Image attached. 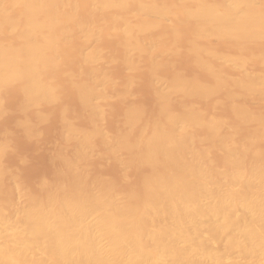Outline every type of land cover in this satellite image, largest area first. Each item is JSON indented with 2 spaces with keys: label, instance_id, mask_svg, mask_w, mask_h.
Instances as JSON below:
<instances>
[{
  "label": "bare ground",
  "instance_id": "6f19581e",
  "mask_svg": "<svg viewBox=\"0 0 264 264\" xmlns=\"http://www.w3.org/2000/svg\"><path fill=\"white\" fill-rule=\"evenodd\" d=\"M258 5H259V0H83V1H81V4H80L79 0H0V89L1 88H2V90L5 89L2 86H5L8 83H9V85H11L10 84L11 82L14 81L16 84L18 81V83H20V84H17V86L19 85L18 89L20 91L18 93H22L21 95H23L26 98L24 100L27 101V103L29 102L30 104L35 105V106L37 104V106H39V107L42 104L41 102H45L46 104H47V102L50 103L49 101H51L54 98V94H55V96L58 94V93H54L55 89H56L55 86L58 87V85L57 84L54 85L53 80L46 81L44 79L47 78V77H45V75H47V76L50 75L49 73H51V71L54 69V65H55V67H56V65H58L57 63L53 64V63H55V62H53L54 61L53 58L55 56L54 54H56V52H58L60 50V48H57L56 46H58V45L61 46V44L58 42H60V40L62 38L64 40L66 38V35H68V32L71 30H72V33H74V31L78 32V35L80 37L78 39V42L81 39L89 40V41L91 40L94 43L97 39L99 41L100 35L101 36L104 35L102 33H104L103 30H105V29H104L103 23H102L103 26H102V24H99V25L97 24V23H99V21L101 19L100 17H102V16L98 17V15L104 11L113 9V10H116L118 13L115 12L116 15L114 14L115 16L113 18H111L110 23L107 22L109 18H106L107 20L104 18L103 19L105 20L104 22H107V23H105V25H107V24L112 25L111 30L108 29V31H112L111 34H114L116 37H118L117 35L121 36L119 38H122L121 39L122 41L119 39L120 43L117 41L118 42L117 44L118 45L121 44L120 46L123 47L122 49L125 50L124 57L121 59H123V61L126 62V65H128L129 62L131 63V60H128V59H130L131 57H134V55L136 57V54H139L137 56H139V58H140V53H145V52L148 55H151V54L154 55L155 54L154 56L158 55L157 54L158 52L159 53L163 52V53H161L163 55L166 53L167 56L170 53L175 52L174 50H177V49H174V48H176V47H173V48L171 47V46H173L172 44H173L174 40L173 41L171 40L172 43H170V46L161 45L162 50H160V46L158 45L160 43V40L157 39L159 41H157L158 44L156 42L157 46H155V47H159L160 51L156 50L157 48L155 49V47H154V45H156V44L153 43L156 40L152 41V39H154V37L158 38L157 37L158 35H155L154 32L155 33H156V31L160 32L158 30L165 27L166 29L171 31L172 37L170 36V38L172 39L173 36H174V38L176 37L175 33H176V30H178V28H176V27L180 24H182V25L187 24L188 26L191 27L192 33L190 35L188 34L190 37L186 36V37H188L186 40V42L188 41L186 48H187V51L188 50L191 51L193 55H194V53L197 55L196 58L194 57V59L197 60V61L194 60L195 63L200 62L199 59H202L201 60L202 62H206L207 60L209 61V59L206 60V59L202 58V57L207 58V56L204 55L201 58L199 56L200 54H209L208 58L212 57V61L211 60H210V62L207 61L205 63L206 67H203L204 66L203 64L201 66H202V68H205V69L207 68V70L204 69L206 72L211 71L209 73L210 75L212 73L211 76H213L214 72L216 73V71H214L215 70L214 68L220 69L221 72H219V73H224L222 71L223 69H221L222 66L223 67L225 66L227 68V70H228L227 65H229V67L231 66L232 69H234V71H236V73L233 71L234 74H236V77L234 76L235 78H232V77L228 76L230 79H227V80L229 82L232 78L234 86H235L234 88L237 89V90H235V93H234V90H232L233 91L232 92L233 99L238 94H241L243 92L245 93L244 95H246V93H247V94H252V95L257 94V95L263 96L264 95V74L262 72L261 73L263 75H261V73L257 74V73H259L257 71H255V73H254V70L250 67V63L253 62L252 60H255L256 62L258 61L259 65L264 66V11H262L258 7ZM81 12H83L82 15H85V16L79 15ZM84 12H85V14H84ZM107 12H106V14H107ZM112 12L113 11H111V13ZM86 13H89V16H91V14H94V13H97V14L99 13L98 15H96L98 18H100V19H98L99 21L97 19H94L96 21V23L93 22L94 20L92 21L93 22L92 23L91 20L89 21V17L87 16L88 14H86ZM113 13H112V15H110L111 17L113 16ZM108 14H109V12H108ZM80 16L82 18L84 17L85 21H86L85 17L87 16L86 18L88 20L86 22L85 21L83 22L82 21L83 19L80 18ZM93 16L94 15H92V17ZM103 17H106V15L105 16L103 15ZM103 19H101V20H103ZM70 25H73L75 30L71 29L73 26L70 27ZM182 30H179V32ZM76 32H75V34H76ZM150 32H152V34ZM146 33L149 34L148 37L151 35L150 38H152L153 35H155V36L151 40H149L148 38H147V40L146 39L143 40V38L145 36L144 37H142V36L145 35ZM75 34H73V35H75ZM105 34H106V31H105ZM164 34H163V36H164ZM107 35L109 36L110 33H108ZM161 35H162V33H161ZM168 35H169V33H168ZM68 37H69V35H68ZM75 38L77 40V37H75ZM178 38H181V36ZM83 40H82V42H83ZM106 40H107V38H106ZM183 40L185 41L184 38L182 39V41ZM64 41H62V42H64ZM65 42H67V41H65ZM78 42H77V44H78ZM112 42L114 43V41H112ZM214 42H216L215 45L219 43L218 47H219V45L223 44V45H227L226 48H228V46H230L229 47L230 51H231V47L232 48L234 47L233 49L236 51L233 50V52H235V53L230 52L231 54L228 51L225 52V50L220 52V50H218V49L216 50V48L213 46ZM69 43L71 44V41H69ZM85 43H86V41H85ZM96 44H97V46L93 47L92 44L89 43V45H91L92 48L90 47L91 49H89V50L84 49L83 54L81 53L82 57H79L80 52H78V54H79L78 57L80 58L79 59L80 61L78 63H80L79 65H81V66L85 65V67L86 66L93 67L94 70H96V71H98L97 68H99V72L100 73L102 72L101 73L102 76L101 75L97 76V73L99 74V72L95 71L94 75H96L97 77H95L92 74V80H91V78H90L91 75L90 76L88 75L89 81H87V87L84 86L86 84V82H84V81H86L85 78H84V80L82 79L83 80L82 83H84V85H82V84H77L79 82H75L76 78L71 77V81L73 79H75L74 82L76 83V84L73 83V84H75V85H73L74 86L73 88L75 90L72 87L71 88H72V90H74L72 92L76 91L77 93L75 92V94H78L77 96H83V99H85L86 97L88 98L91 95L93 97L95 96L96 100L98 99V104L96 103L95 100H93V101H94V103L99 105L100 108H97V110H99L103 107V106H100L99 100L101 98H104L105 94L108 95L106 97H109V95L111 94L110 93L111 90L108 91L109 92L108 94H107V92L104 94L103 91L105 92V88H103L104 89L103 91H101L102 89L100 88V87H103V85H104L103 80L107 76L110 77V74L108 75V72L103 73V70H101L102 67L101 68L98 67V65H97L98 63L96 65L92 66L94 63H96L97 61H99L101 59H102L101 61L104 62V60H106L105 57L108 55V52H109V50L107 52V49H104L107 52V55L105 56L103 49H101L98 46V43H96ZM103 44L104 43H102V45ZM167 44L169 45V42ZM177 44H174V45H177ZM66 45H67V43L64 44L65 48H66ZM82 45L81 46L78 45V46L82 47ZM73 46H75V45H73ZM76 46H75V48H76ZM85 47H86V45H85ZM85 47H83V48H85ZM210 47L213 48V50ZM68 48L70 49V46ZM180 48H178V49H180ZM183 48L185 49V47H183ZM56 49L57 50L59 49V50L57 51ZM73 49H74V47L71 50H73ZM214 50H216V51H214ZM251 50H254V51L249 54V52ZM59 52H61V50ZM62 52H63V50H62ZM180 52H181V50H180ZM184 52L185 51L181 52V54ZM58 54L60 56L61 53H57V55ZM62 54H64V53H62ZM109 54H110V52H109ZM161 54L158 56L162 57ZM175 54L177 55V53H175ZM117 55L119 56L121 54L119 53ZM171 55H173V54H170V58L172 57ZM188 56H190V55H188ZM198 56H199V59H197ZM60 57H57V58H60ZM110 57H113V56H110ZM120 57H122V55ZM135 57L133 59H135ZM149 57H152V56H149ZM145 58H146V56H145ZM154 58L155 57L151 58L152 61L153 60L154 61L152 62V66L149 68H150V70L155 71V68H157V69L160 68L159 65L161 64V61L158 60L157 64H156L155 59H160V58L159 57L155 58V59ZM164 58H165V56H164ZM170 58H168V59H170ZM107 59H109V58H107ZM55 60H57V59H55ZM165 61L167 62V59ZM192 61H193V59H192ZM215 61L218 63L220 62V64L222 62L221 68H219L220 65L215 67L216 64L218 65V63H216ZM125 62H122V63L125 64ZM132 62H133V60H132ZM134 62H135V60H134ZM162 62H164V59ZM104 63H106V61ZM104 63H102V64H104ZM120 63H121V61H120ZM135 63L134 64L131 63L128 65V67L130 66V69L127 68L129 70V73H130L131 69H132L131 71H133L134 66L136 68L138 63L136 65H135ZM140 63H142V62L139 61V64ZM190 63L192 64L191 61H190ZM115 64H117V63H115ZM124 64H122V65L124 66ZM126 65H125V67H127ZM153 65H155L156 67ZM199 65L197 64L195 66L198 67ZM248 65H249L251 70L249 69ZM77 66L78 65H76V67ZM118 66H117V68H118ZM85 67H83V70ZM89 67H87V68L89 69ZM111 67H113V66L111 65ZM120 67H121V65H120ZM140 67H142V66H140ZM144 67L148 68V67H146V65H144ZM164 67H166V65ZM164 67H162V68H164ZM57 68H59V65L57 66ZM77 68H76V71H77ZM145 68L143 70H145ZM90 69H92V68H90ZM176 69H174V70H176ZM208 69L210 71H208ZM55 70H56V68H55ZM69 70L70 69L68 68V71ZM87 70L86 71L84 70L81 72L78 71V74L80 73L81 75H85L86 74L85 72H87ZM94 70H92V72H94ZM118 70H116V71L119 75H120V73H124L121 70H119V71H121L119 73ZM164 70H162L163 73H165ZM167 70H166V73H167ZM220 70H217V72ZM224 70H226V69L224 68ZM170 71H171V73H173L171 68H170ZM170 71H169V73H170ZM212 71H214V72H212ZM66 72H67V70H66ZM66 72H62V73H64L66 75ZM145 72H146V70H145ZM72 73L74 74L73 70H72ZM88 73H90V70H89V72H87V74ZM51 74H53V73H51ZM104 74H106L107 76H104ZM131 74H130V76H131ZM151 74L153 76V78H151V79H154L157 76L154 74V72H152ZM68 75H70V74H68ZM81 75L79 77H81ZM177 75H179V74H177ZM180 75H182V73H180ZM215 75H216V77L214 76V78H217L218 77L217 73ZM224 75H222V78L226 79V77L225 78L223 77ZM51 76H53V75H51ZM66 76H64V77H66ZM88 76H85V77H88ZM103 76H104L103 80H102V78H99V77H103ZM121 76H124V74ZM161 76H164V74H162ZM161 76H159V79H161V78L163 79V77H161ZM43 77H45V78L43 79ZM79 77H77V79H79ZM82 77H84V76H82ZM131 77H133V76H131ZM170 77H171V75L169 77L167 75V79H165V80L169 82V80L174 79L173 82L170 81L168 83L166 81L164 82V79L163 80L161 79L164 82L163 83L161 80L158 79V81H159L158 83L161 85L160 87L164 88L165 85H163V84H166V83H167V85L169 84L168 85L169 87L166 85L168 87V89H166V88H165L166 90L161 89L162 91L159 88H158V90L155 89L156 91H158L157 93L155 91V97L157 95V98H158L157 100H159V98H160V100L163 99V101H164V98L166 99V97L170 94H172V99H173V97H174L173 93L178 94L179 92H182V93L187 92V94H184V97H186V98L188 97V95H189V97H190V95L192 96L195 92L196 93L198 92L197 94L199 97V92H200V97H201L202 96L201 93L203 91H205V93H206V91L207 90L209 91V89H210V91L212 93V89L210 88L211 84L221 86L220 83H225V81H226V80H224V82H222V80H223L222 78H220L221 81H220V79L217 78L219 81L216 79H215V81H214V79H212V81L219 83V84H216L214 82L208 83V81H210V79L208 78V80H206L207 83H204V86H203V82H205V81H202V85H200L201 82H198V81H201V80H199V79L198 80L196 79L197 82H196V80H194L195 82H193V80H192L193 84H195V85H193L192 82L190 83V78L192 79L191 76H190V78L187 77L189 79H187V78L183 79L182 78L183 81L181 78H179L180 76L178 77V76L173 75L174 78L171 77V79H170ZM181 77H183V76H181ZM81 78H80V80H81ZM177 78H179V79H177ZM193 78H196V77H193ZM48 79H52V78H47V80ZM115 79H113V77H110V81H108V82H111V83H109L108 85L109 86L111 84L114 85V81H115V84H118V83H116L117 81ZM176 79H177V81H176ZM80 80H78V81H80ZM130 80H132V78H130L128 81H130ZM145 80L148 81V79H145ZM154 80H152V81H154ZM184 80H185V82H184ZM51 81L53 82V84L51 83ZM71 81H70V84H72ZM90 81H92V82H90ZM106 81H107V79H106ZM155 81L157 82V79ZM155 81L152 84L153 86L156 83ZM66 82L69 83L68 80H66ZM123 82L126 83L125 81H123ZM160 82H162L163 84ZM90 83H92V85ZM120 83H122V82H120ZM124 83H123V85H124ZM197 83H199V84H197ZM130 84H131V82H130ZM130 84L128 82V85H130ZM229 84H230L229 87H231V82ZM9 85H6V86H9ZM88 85H91L93 87L88 88ZM98 85H101V86L98 87ZM155 85H157V83ZM215 85L213 86V88L216 87ZM126 86H127V83H126V85H124L125 90L127 89ZM112 87H115V86H112ZM120 87H122V85ZM155 87H157V86H155ZM155 87H153V89ZM217 87H219V86H217ZM224 87L226 88V86H224ZM232 88H233V84H232ZM110 89H111V86H110ZM217 89H215V90H217ZM16 90H17V88H16ZM127 90L130 91L129 87ZM1 91H0V94L2 93ZM114 91H116V90H114ZM128 91H127V93H128ZM148 91H149V88H148ZM213 91H214V89H213ZM228 91H230V90H228ZM190 92H193V94L192 93L190 94ZM125 93H126V91H125ZM196 93H195V95H196ZM121 95H122V93H121ZM121 95H119V96H121ZM123 95H125V94H123ZM69 96H71V94H69ZM84 96H85V98H84ZM178 96H180V94H178ZM181 96H183V95H181ZM229 96L230 95H228V98H229ZM231 96H230V99L232 98ZM239 96H237V97H239ZM0 97H1V95H0ZM115 97H117V96H115ZM189 97H188V99H189ZM56 98H57V96H56ZM56 98H54V99H56ZM71 98H72V96H71ZM79 98H81V97H79ZM109 98H111V97H109ZM170 98H171V96H170ZM201 98L203 99L204 97H201ZM205 98H207V97H205ZM254 98H256V97H254ZM262 98H264V97H262ZM59 99H60V97H59ZM176 99H178V97ZM188 99H186V100H188ZM247 99H246V101H247ZM20 100H21V98H20ZM69 100H70V98H69ZM89 100H90V98H89ZM155 100H156V98H155ZM167 100L169 101V99H167ZM192 100H194V99L192 98ZM1 101H3V100H1ZM25 101H23V103H25ZM54 101H56V100H53V102ZM74 101H75V103L77 102L76 100H74ZM81 101H82V99H81ZM81 101H80V103H81ZM189 101H188V103L184 102V103L188 104V107L185 106L183 108V112L181 110L180 114H178L179 111H177L178 113L176 112V114L174 113L175 111L172 112L171 110H173V109H171V105L169 103H167V101H166L167 106H165V104H164L165 101L163 102L164 105L163 104L159 105V104H161L162 101L159 103L156 101V103L160 107H162V106L166 107V109L164 108L165 111L162 110L163 107L160 108L161 110H158V111H163L164 115L159 117L160 115H158V113H156L157 114L156 116H158L159 118L158 117L157 118L153 117L155 119L151 118L153 121L151 122V119H150V121H149L150 124L143 126V128L141 127L139 129V126H138V129H139V131H138L139 133H137L138 138H133L136 142H134L132 144H128L130 140L129 141L125 140V142L128 141L126 143L124 141L121 142V140H123V136L124 135L126 136V133L124 134V132L127 130V128H126L127 124L126 123H124L126 125H124L122 123L125 126L126 130L122 132L124 135L120 134V136L122 137V138L120 137L121 140L118 139L119 135L117 136V135H112V134H117L116 132L121 133L120 131L122 129L120 131H116L115 133L113 131V133L111 134L114 137L115 136L118 137V138H116V137L114 138V140L116 139V142L112 141L111 145L114 143L113 146H110L109 141H107V142L103 141V143H105L104 144L105 147L106 146L108 147V145L106 143H109V147H112V149L117 148V150H120V147H121V148H124V150L128 149L127 151L132 152V153L133 152L138 153V151H139L138 148H140V147H142L143 149L145 148V151L142 153L143 155L139 151L141 154V157L139 156V154L135 155L136 157L137 156L140 157L138 159H139V162L142 163V164L140 163L141 165L150 166V163H151V165H155L153 163L155 161H157L158 157H160L159 159L163 160L164 164L166 162L169 165V166H167V168L165 170L162 169L163 171H161V168H160V170H158L159 172H154L150 176H148V174H150L151 172L145 174V176L147 175L148 177L144 178L142 185H140L142 187L140 194H137V195L134 194L133 190H130L131 192L130 191L126 192V190H125L124 193H120V191H115V189H114L115 187H113L110 183H109L110 187L112 186L113 188H110V187L107 188L109 185L107 187H105V184H103L104 182H102V186L98 185L99 186L98 189L96 188V189L92 190V187H91L92 184H90V183H93L94 181L90 182L88 178H87L88 180L86 179V181L89 182V183L87 182L88 185L89 184L91 185V186L89 185L91 187V189H90V191L89 190L87 191L85 189H87L86 187L88 185L87 186L82 185V187L80 185V183L83 184V182H84V184H86L85 181H83V179H82L84 177V175H82L81 173L79 175V172L82 171V168H83V171L86 168L81 166L82 168L80 167V171L77 170L79 168L77 167L78 165H77L76 161L73 162V160L70 159L71 162L69 161V163L66 164L69 167L68 166H66V167L71 168L73 165L72 164V162H73V163H75L74 167L76 165L77 172L76 173L71 172L68 174H71V175L78 174L76 176L77 177L80 176L81 182H80V179H79V182L75 181L77 179L73 175L74 176L73 178L75 180L73 179L74 181H72V183H74V182L79 183L80 186H75V183H74L75 187L71 189V187H73V186L70 187L71 184L68 183L69 180L71 182L70 175L68 176L67 174H65V172H63L64 173L63 174L60 171L61 172L59 175L60 178H58V177L56 178L60 181L55 180L56 181L55 183L57 184V186H60L59 184L62 181L61 179L62 178H63V180L66 179L65 182L62 181L65 183V185L62 184V186L64 185V186H66V188H69L71 190L68 189L65 191L64 189H62L64 191L55 192V189L58 190L59 188L54 184L55 178L53 177L54 179H53V181H51L53 183H50V184L48 183V186L51 187V189L54 193L51 191H48V190H44L43 192L48 191V193L47 192H46L47 194L44 193V194H46V196H44L42 194L44 196V198H43V196H39V197H42L43 199L42 198L36 199L37 198L36 195L33 196L34 198L30 195L29 198H27L30 201L29 202L27 200V202H29V204H27V202L26 203L24 202L25 205L22 207L20 206V208L18 207L19 205L16 206V204H15L17 200H13V198H12V200H11V198L8 199V202H6V203H9L10 202L9 200L15 202V203L14 202L9 203L10 208L12 209L11 206L14 205L13 207L16 206L17 209L14 208L13 210H9V208L7 209V206H6V209H5V207L4 208L0 207V264H200V263L202 264L203 260H206L207 263H209L208 261H210V264H243L244 262L246 264H264V160L261 161L262 158L264 157L263 156L264 153L262 152L263 154H261V155L263 157L261 158V160L259 159L260 161H258V162L252 161L251 162V159H250V161H249L250 163H247V160L249 158H248L247 154H246L247 156L245 155L246 152L243 153L238 148L235 149L234 147H232L233 145L230 146V145L226 144L228 142L225 143V141L223 140V137L219 136L218 133L220 132V129L223 126H225L227 123L225 124V122L222 121L223 119L222 120H216V119L213 120L212 118L210 119L209 116L211 117V115L208 116L209 119L207 117H206V119L204 118L205 120L202 119V117H204L205 113H204V115H200V114H202V112H200V114L199 113L198 114L202 117L198 116L197 112L194 113V111H198V110L192 111L191 110L192 106L189 107ZM243 101H245V100H243ZM179 102H180V100H179ZM192 102L193 101H191V103ZM232 102H234V101H232ZM238 102H242V100L238 101ZM238 102H237V104H240ZM39 103H40V105H39ZM62 103H64V102H62ZM62 103H58V104L61 105ZM85 103H89V102L84 101V104ZM101 103H103V102H101ZM22 104L20 106V110L23 106H25V104H23V105ZM30 104H29V107H30ZM104 104L105 103H103L102 105H104ZM168 104L170 107L168 106ZM181 104H182V102H181ZM76 106H77V104H76ZM90 106H91V108L97 107V106H93V104H91ZM90 106L86 105L87 109ZM131 106H133V105L131 104ZM177 106H178V104H177ZM193 106H195V105H193ZM244 106H246V105H244ZM244 106H242V107H244ZM0 107H1V105H0ZM29 107L27 105V108H29ZM57 107H59V106H57ZM83 107L86 108L85 106H83ZM128 107H127V109H128ZM167 107H169L171 112L169 111V109ZM174 107H175L174 109L178 108V107H176V105ZM233 107H234V104H233ZM246 107H244V108H246ZM248 107H250V106H248ZM239 108H241V107H239ZM255 108H252V109H255ZM64 109L65 108L63 107L62 110H64ZM81 109H83V108L81 107ZM136 109L138 111H135ZM136 109H134V108L128 109L129 111L127 112V115H126V119L130 122L133 121L131 123L133 125H134V123H136L133 120L135 118L134 116H135L136 112H138V113L140 112L138 105H137ZM192 109H196V108L193 107ZM246 109L248 112L249 109L248 108H246ZM3 110L4 109H2V111ZM59 110H60V108H59ZM71 110H73V109H71ZM94 110L90 109L89 113L90 112L93 113ZM239 110H242V108ZM2 111L0 113L3 114ZM103 111L104 110H102L101 113H104ZM257 111L255 113V111L253 112V110H251L252 113L251 112L250 113L252 115H253V113H255V118H256L258 116V115H256V114H258ZM260 111H262V110H260ZM59 112H61V110ZM165 112H167V113L165 114ZM73 113H75V111ZM169 113H171V114H169ZM172 113H174V114H172ZM65 114H67V113H65ZM236 114L238 115L237 117L239 118V112L238 111H236ZM236 114H234V115H236ZM249 114L244 112L243 113L244 116L243 115L242 116L245 117L246 120H250ZM259 114H261V113H259ZM95 115L97 116L96 112H95ZM95 115H93V116H95ZM58 116H60V114ZM63 116H64V114H63ZM67 116H70V115H66V117ZM71 116H70V119L73 120L72 119L73 117L71 118ZM88 116H89V114H88ZM137 116H138V114H137ZM205 116H207V114ZM216 117H218V116H215V118ZM39 118H40V116H39ZM61 118H63V117H61ZM137 118H139V117H136L135 119H137ZM218 118H220V117H218ZM68 119H69V117H68ZM70 119L68 121H70ZM96 119H98V117ZM55 120H57V119H55ZM59 120H62V119H59ZM65 120L66 119H63V123ZM253 120H254V118H253ZM261 120L262 119H260V121ZM94 121H92V122H94ZM99 121H97V122L95 121V124H93V126H95V127H93V128H96L99 125V124H96ZM101 121H103V120H101ZM136 121L138 122V120H136ZM24 122L28 123L26 121H24ZM59 122H57V123H59ZM145 123H147V122L145 121ZM244 123H245V121H244ZM262 123H264V120H262ZM65 124H66V122H65ZM77 124H75V125H77ZM100 124H102V123H100ZM198 124H199V126L201 125L206 130H209L213 133L214 139H215L219 149L224 153V159H225L224 163L226 165V169L220 170L218 168L219 170H217V169L214 170L215 167L213 169L211 167H209V165H210L209 163L211 161H208L209 162L208 163L209 165H208L204 159V158H207L208 156L204 157L206 155L202 154L201 150H198L194 146V143H195L194 136L195 135L193 134L194 131L191 132V129L195 125L197 126ZM251 124H252V121H251ZM253 124H254V122H253ZM25 125L22 126V128L25 127ZM28 125H29V123H28ZM60 125H62V124H60ZM66 125L71 127L72 124L70 125L69 122H67ZM128 125H129V122H128ZM254 125L256 128L257 124H254ZM14 126H16V124ZM19 126L20 125L17 124V127H19ZM130 126H129V131H130V129H132V127L130 128ZM201 126H200V130H201ZM247 126H249V125H247ZM86 127L89 129L90 126L88 127L86 125ZM99 127L100 126H98L97 128H99ZM101 127H102V125H101ZM121 127H123V126H121ZM13 128H15V127H13ZM30 128H32V127H30ZM64 128H65L64 129L65 131H67L66 129H69L68 131L75 129V127L73 129L72 128H66V127H64ZM93 128L91 130L92 132H94ZM103 128H101V132L103 131ZM252 128H254V127H252ZM25 129H27V128H25ZM234 129H236V131H237L238 128H234ZM259 129H260V126H259L258 130ZM36 130L37 129H35V131ZM251 130H248L249 131L248 133H250ZM30 131H32V130L30 129ZM74 131L72 134L75 133ZM88 131H90V130H87L85 132L83 130L84 133H88ZM27 132H28V130H27ZM107 132H105V133L103 132V133L107 134ZM222 132H224V131H222ZM229 132H230V130H229ZM253 132H255V131H253ZM260 132H258L259 135H260ZM68 133H70V132H68ZM84 133H83V135H84ZM95 133H97L96 130H95ZM98 133H99V130H98ZM128 133H127V135H129V134L132 135V133H129V134ZM263 133H264V131H263ZM27 134H29V132ZM70 134H67V133L64 134L63 133L62 135H70ZM80 134L82 135V132ZM80 134L77 135V137L78 136H79V138L83 137ZM191 134L194 136L192 137ZM237 134L238 133H236V135ZM86 135H89V134H86ZM91 135L94 136L95 134L92 133ZM98 135L96 134V136H98ZM244 135L245 134H243V137H244ZM252 135H253L254 139L257 136L258 137L262 136V135L256 136V133L255 134L252 133ZM252 135L250 136L251 137L250 140L252 139ZM54 136H55V134H54ZM75 136L73 135L74 138H76ZM125 136H124V138L126 139V137H128V136H126V137ZM222 136H223V134H222ZM69 137H72V135H70ZM84 137H85V135H84ZM62 138H65V137L62 136ZM98 138H100V137H98ZM110 138L108 139V137H107L106 139H108L110 141L113 140ZM198 138H200V137H198ZM262 138L264 140V136ZM87 139L89 141H87ZM87 139H85V143L87 142V144L84 143L85 146H83V145L82 146L86 150L87 149L86 145L90 144L91 147L89 148V150H92V147H94V146H92V143H93L92 140L94 138L91 141H90V137ZM106 139H105V141H106ZM214 139L211 141H214ZM244 139H243V141H244ZM72 140H74V139L72 138ZM99 140H101V139H99ZM206 140L207 139H205V142H206ZM33 141H29V142L31 143ZM37 141H39V140H37ZM77 141H79V140H77ZM95 141L97 142V140H95ZM198 141H200V140H198ZM255 141H257V138L255 139ZM255 141L253 143H255ZM63 142H64V140H63ZM249 142H251V141H249ZM0 143L3 144L5 142H0ZM64 143H66V142H64ZM101 143H102V141H101ZM209 143H210V141L208 142V145H210ZM213 143L214 142H212V146L214 145ZM246 143H248V141L243 143V145H245ZM95 144H97V143H95ZM203 144H204V142H203ZM5 145H7V144H5ZM5 145L4 144L0 145V158L2 157L1 155L3 154L2 150L4 152L3 148L5 147ZM237 145L239 146L240 144H237ZM243 145H241V147H243ZM252 145H254V144H252ZM1 146H3V148ZM73 146H74V144H73ZM80 146L77 145L76 147L80 148ZM196 146H198V145H196ZM207 146H205V148ZM246 146H247V144H246ZM99 147H102V146L99 145ZM118 147H119V149H118ZM241 147H239V148H241ZM134 148H137L138 150L136 149L137 150L136 152L132 151L131 149H134ZM129 149L131 151H129ZM245 149L246 148H244L243 150H245ZM206 150H208V149H206ZM87 151H88V149H87ZM121 151H122V149H121ZM128 152H127V154H128ZM222 152H220V153H222ZM250 152H251V149H250ZM250 152H249V154H250ZM124 153H126V152H124ZM124 153L122 155L125 156L126 154H124ZM89 154L91 155L92 153L89 152ZM133 155L134 154H132V158L135 161V156L133 157ZM251 155H253V153ZM245 156H246V159L248 158L247 160L244 159ZM257 156L259 157V155H257ZM138 159H136L137 162H138ZM256 159H257V157H256ZM122 160L124 162L123 158H122ZM244 160H246V162ZM119 161H121V159ZM126 161H129V160L127 159ZM132 161L133 160L131 159V161L126 162V164H128V163L131 164ZM134 161L132 162V165H133V163H134V165H137V164H135L137 162L136 161L134 162ZM123 162L120 164L122 165ZM148 163H149V165H148ZM1 164H0V166H2ZM140 164H139V166H141ZM160 164H161V161H160ZM52 165L53 164H51L50 166L52 167ZM7 166H9V165H7ZM123 166H124V164L122 165V167ZM157 166H159V165H156L155 169L157 168ZM222 166H224V165H222ZM125 167H123L124 170L127 168V167L126 168ZM128 167H130V166H128ZM163 167H166V166L162 165V168ZM2 168L5 169L6 167H2ZM119 168H120V166H119ZM10 169H6V170H10ZM63 169H65V168H63ZM72 169L74 170V171L73 170L72 171L75 172V169L73 167H72ZM150 169H152L151 171H153L154 167L153 168L151 167ZM157 169H159V167ZM66 170H68V169H66ZM0 171H2L1 167H0ZM70 171L71 170H68V172H70ZM155 171H157V170H155ZM3 172H1L2 176H4ZM7 172H5V173H7ZM87 172H86V170L84 171L85 174H87ZM56 173H57V171H56ZM62 174H63V176L61 177ZM56 176H58V175L56 174ZM64 176L68 177V179L64 178ZM81 176H83V177H81ZM86 176H88V175H86ZM69 177H70V179H69ZM89 177H91V176H89ZM11 178H12V176H11ZM0 180H2V179L0 178ZM11 180L13 181V182L11 181V184L19 186V187H17L18 190L16 189L15 192L18 191L16 193L19 194L18 196L20 197L22 194V192L19 189V188H21V185L14 179V177ZM101 180H104V178H102ZM14 181H15V183H14ZM45 181H46V179H45ZM49 181H50V179H49ZM66 181L69 184V186L66 184ZM107 181L108 180H105V183ZM57 182H60V183H57ZM132 182H134V181H132ZM94 183H96V181ZM97 183H96V186L95 185L93 186V188L97 187ZM53 184L56 186V188H52ZM98 184H101V183L99 182ZM107 184L108 183H106V185ZM14 185H11V187L13 186L12 188H15ZM9 186H10V184H9ZM133 186H135V185H133ZM47 187H45V188L48 189ZM128 188H129V186H128ZM128 188H126V189H128ZM113 189H114V192H117L118 194L114 193ZM0 191H1V189H0ZM23 191L26 192L24 189H23ZM24 192L22 195L28 197L29 191L26 192L25 194H24ZM35 193H37L39 195L41 194V192L38 193V191ZM35 193H33V194H35ZM17 194H16V196H17ZM1 195H3L2 191H1ZM15 198H17V197H15ZM20 198H19V200L21 202L22 201L21 199L23 198V196L21 199ZM0 199L3 201L6 198L2 199L0 197ZM23 201H25V200H23ZM23 201L21 202L22 204H23ZM3 202L2 203L0 202V203L3 204ZM21 203H19V204H21ZM17 204H18V202H17ZM4 205H5V202H4ZM233 252H236V253H238V255H241L242 256L241 258L244 257L245 261L243 258V259H241L242 261H240V263H239L238 261L240 259L237 260L238 258L233 257V256H235L234 254L231 255V253H233ZM206 262L203 261L204 264H206Z\"/></svg>",
  "mask_w": 264,
  "mask_h": 264
},
{
  "label": "rangeland",
  "instance_id": "374dc122",
  "mask_svg": "<svg viewBox=\"0 0 264 264\" xmlns=\"http://www.w3.org/2000/svg\"><path fill=\"white\" fill-rule=\"evenodd\" d=\"M81 1H83V0H79V2H80V4H81ZM109 12V14H108V12ZM107 11H104V12H102V13H94V14H91V16H89V13H86V14H88L87 16L89 17V21L91 20V22L94 20V19H106V18H109L108 19V21L107 22H109L110 23V20H111V18H113L115 15H116V13H118L116 10H107ZM111 11H113L112 13H113V16L111 17L110 15H112V13H111ZM106 12H107V14H106ZM116 12V13H115ZM82 13L83 12H81L79 15H81V16H85V15H82ZM105 13V14H104ZM84 14H85V12H84ZM102 14V15H101ZM115 14V15H114ZM92 15H94L93 17H92ZM96 15H98V17H100V16H102V17H100V18H98ZM103 15L105 16L106 15V17H103ZM80 16V18H82ZM86 16V17H87ZM110 16V17H109ZM85 17V19H86V21L88 20L87 18ZM93 19H92V18ZM95 17V18H94ZM91 18V19H90ZM83 19V20H82ZM81 20L84 22L85 20H84V17L82 18ZM100 19V21H99V23H97L98 25L99 24H104V29L105 30H103L104 31V33H102V34H104V35H100V38H99V41H98V39L95 41V43L94 42H92L91 40V42L89 41V40H83V39H81L79 42H78V39L80 38L79 37V35H78V32H76V31H74V33H72V30L71 31H69L68 32V35H69V37H68V35H66V38L64 39L65 41H67V42H65L64 40H63V38L60 40V42H58V43H60L61 44V46L60 45H58V46H56L57 48H60V50H61V52H59L57 49V51L58 52H56V54H54L55 56H54V58H53V62H55V63H53V64H58L59 65V68H57V66L58 65H56V67H55V65H54V69L51 71V73H53V74H51V73H49L50 75H45V77H47V78H52V79H48L47 80V78H45V77H43V79L44 80H46V81H50V80H53V82H54V85L55 84H57L58 85V87L57 86H55L56 87V89H55V92L54 93H58L56 96H57V98H56V96H55V94H54V98H56V99H52L51 101H49L50 103H48L47 102V104L45 103V102H41L42 104L40 105V103H39V105H40V107L39 106H37V104H36V106L35 105H32V104H30L29 102V104H30V107H29V104L27 103V101H25L24 99H26L23 95H21L22 93H18V92H20L19 91V85L17 86V84H20V83H18V81H17V83L15 84V82L13 83V82H11L10 84L11 85H9V83L8 84H6V85H9V86H2V87H4L5 89H3L2 90V88L0 89V91L2 92L0 95H1V97H0V99L1 100H3V101H1L0 100V105H1V107H0V112L2 111V109H4L2 112H3V114L2 113H0V116H4L5 117V119L7 120V123H8V127L10 128V130H11V132L13 133V135H11V136H8V137H0V142H5V143H3L4 145L5 144H7V145H5V147L3 148V146H1L3 149H4V152H3V150H2V157L0 158L1 160H0V162L2 163H0L2 166H0L1 167V169H2V171H0V178L2 179V180H0V189H1V191H2V194L3 195H1V191H0V197L2 198V199H5V200H3L4 202H5V205H4V202L0 199V202L2 203L3 202V204H1L0 203V207H5V209H6V206H7V209L9 208V210H13L14 208H16L17 209V205H19L18 207L20 208V206L22 207V206H24L25 205V203L27 202V200L29 201V199H27V198H29V196L31 195L32 197L34 196V195H36V199H41L42 197H39V196H46V194L48 193V191H51V192H53L52 191V189H51V187L50 186H48V183L50 184V183H53V182H51V181H53V179H54V184L57 186V184L55 183L56 181L55 180H57V181H60V180H58V179H56L57 177L58 178H60V173L62 172H65V174H67L68 176L70 175V177H71V182H70V180L68 181V183L69 184H71L70 185V187L71 186H73V187H71V189L72 188H74L75 186H80L81 185V187H82V185H85V186H87L88 185V181H86V179L88 178L89 179V181L90 182H92V181H96V183L98 182H100L101 184H98L97 183V187H95V188H93V186L95 185L96 186V183H90V184H92V190H94V189H98V185H101L102 186V182H104L103 184H105V187H107L108 185V187L107 188H109L110 187V184L113 186V187H115L114 189H115V191H120V193H124L125 192V190H126V192H128V191H130V190H133V193L134 194H140V192H141V189H142V187L140 186V185H142V182L144 181L143 179L144 178H146V177H148V176H150L151 174H153L154 172H159L158 170H160V168H161V171H163L162 169H166L167 168V166H169L166 162H165V164L163 163V160L162 159H159L160 157H158V159H157V161L159 162H157V161H155L153 164H155V165H151V163H150V166H146V165H141L142 163L141 162H139V159L138 158H140L141 157V154L145 151V148L143 149L142 147H140V148H138L139 149V151L141 152V154H140V152L138 151V153H132V152H128L127 150L128 149H125L124 150V148H121L120 147V150H117V148L116 149H112V147H109V143H106L107 145H108V147L106 146L105 147V143H103V141L104 142H107V141H109L110 142V146H113L114 145V143L111 145V143H112V141H115L116 142V139L114 140V138L116 137V138H118L117 136L119 135V138L118 139H120L121 140V136H120V134L122 135L123 133V131H125L126 130V128H127V130L124 132V134L126 133V136H128V137H126L124 134V136L126 137V139L124 138V136H123V140H121V142L122 141H124L125 142V140H130L129 141V143L128 144H132V143H134V142H136L133 138H138L137 137V133H139L138 131H139V129L142 127L143 128V126H145V125H149L150 124V120H147L146 122L147 123H145V121L144 120H140V116H139V113L138 112H136V114H135V118L136 117H139V118H137V119H133L136 123H134V125L133 124H131L133 121H128L126 118H125V120H124V122H122L123 124L124 123H126V124H124V125H126V128H125V126L119 121V118H120V116L122 115V114H124V109H125V107H128L129 105V107H128V109H132V108H134V109H136V107H137V104H135L133 101L134 100H138L139 99V97L141 96V95H144V94H146V93H148L149 91H148V88H149V90H150V86H151V92H152V101H150V102H155L156 103V101L159 103V102H161V104H159V105H162L163 104V102L165 101V106H167V103H169V101L167 100V99H169V100H171L172 101V103H169L170 105H171V109H173V110H171L172 112L173 111H175L174 113L176 114V112L177 111H179V113L178 114H180L181 113V110H182V112H183V108L185 107V106H187L188 107V101H189V107L190 106H192L191 107V110L192 111H194V110H198V111H194V113H196L197 112V114L199 113L200 114V112H202V114H200V115H204V113H205V115L207 114V116H205L204 115V117H202V116H200L199 114H198V116H200V117H202V119H206V117L208 118V116L209 115H211V117L209 116V118L211 119H213V120H222V121H224L225 122V126H223L221 129H220V132L218 133L219 134V136H221V137H223V140L225 141V143L226 142H228V143H226V144H228V145H230V146H232V147H234L235 149L236 148H238L241 152H243V153H245V155L247 154L248 155V160L246 159V156H245V158L244 159H246L247 160V163H250L249 161H250V159H251V162L253 161V162H258V161H260L261 160V158L264 156H262L261 154H263L264 153V140H263V136H264V133H263V125H264V123H262V120H264V98H262V97H264V95L262 96V95H257V94H247L246 93V95H244L245 93L243 92V93H241V94H238L237 96H239V97H235L234 99H233V95H232V90H234V93H235V90H237L236 88H234L235 86H234V83H233V80H232V78H235L236 77V74H234V72L236 73V71H234V69H232V67L230 66L229 67V65H227L228 66V70H227V68L224 66H222L221 64H222V62H221V64H220V62L218 63V62H216V63H218V65L216 64H214L215 65V67H217V66H219L220 65V67L219 68H221V66H222V68L221 69H223L222 71L224 72V73H219V72H221V70L220 69H218V68H214L215 70L214 71H216V73H217V78L218 79H220V78H222V75H224L223 77L225 78L226 77V79H223L222 80V82H224V80H226L225 81V83H220L221 84V86L220 85H215V84H211V86H210V88L212 89V93H211V91H210V89H209V91L207 90L206 91V93H205V91H203L202 93H201V97H204L203 99L200 97V92H199V97L201 98H199L198 97V92L196 93V95H195V93L193 94V92H190V94L192 93L193 95L191 96L190 95V97H189V95H188V97H189V99H188V97L186 98V97H184V94H187V92L185 93H182V92H179L178 94H180V96H178V94L177 93H173L174 94V97H173V99H172V94H170V95H168L167 97H166V99L164 98V101H163V99H161L160 100V98H159V100H157L158 98H157V95H156V97H155V89H157L158 90V88L161 90H163V89H168V85H167V83L166 84H163L166 80L165 79H167V75H168V77L171 75V77H173V75H175V76H180L179 78H183V79H185V78H187V77H189L190 78V76L192 77V79L190 78V83L192 82V80H193V82H195L194 80H201V81H198V82H201L200 83V85H202V81H205V82H203V86H204V83H207L206 82V80H208V78L210 79V81H208V83H213L214 81H215V79L216 80H218L217 78H214V76L216 77V73L214 72V71H212V72H214L213 73V76H211L212 75V73H211V75L209 74L211 71L208 69V71H210V72H206L205 70H207V68L205 69V68H202V64L204 65L203 67H206L205 66V63L208 61L207 59H209V61L208 62H210V60L212 61V57L210 58H208V56H209V54H198L199 56H200V58L202 57V56H207V58H205V57H202L203 59H206L207 61L206 62H202L201 60L202 59H199V56H198V58L197 59H199V61L200 62H196L195 63V61H197L196 59H194V57L196 58V54L194 53V55L192 54V52L191 51H187V48H186V45H187V42H186V40H187V38L188 37H186V36H189L192 32H191V27L190 26H188L187 24H180V25H178L176 28H178V30H176V33H175V35H176V37L174 38V36H173V38L171 39L170 38V36L172 37V34H171V31H169L168 29H166L165 27L164 28H161V29H159L158 31H160L161 33H162V35H161V33L160 32H157L156 31V33L154 32V34L155 35H158L157 37L158 38H156V37H154L155 35H153V37H154V39H152V38H150L151 37V35L148 37V33H146L145 35H143L142 37H144L143 38V40H147V38L149 39V40H151L152 39V41H154V40H156V41H154L153 43L154 44H156V42L157 41H159L160 40V43L158 44V42H157V44L160 46V50H162V48H161V45H164V46H170V43H172V41L174 40V42H173V46H171L172 48L173 47H176V48H174V49H177V50H174L175 52H173V53H170V54H173V55H171L172 57V59L170 58V54L167 56V54L165 55H163V54H161V53H163V52H158L157 54L158 55H160L161 54V56L162 57H160V56H158V55H156V56H154V55H148V54H146V52L145 53H140V58H139V56H137V55H139V54H136V57H135V55H134V57H135V59H133L134 57H131L130 59H128V60H131V63L132 64H134L135 62V65L137 64V66H136V68H135V66H134V69H133V71H131L130 70V73H129V70L127 69V68H129L130 69V66L128 67V65L129 64H131L130 62L128 63V65H126V62L125 61H123V59H121V58H123L124 57V54H125V50L124 49H122L123 47H121L120 45L121 44H117L118 42H119V39L121 40L122 38H119V37H121L120 35H117L118 37H116L114 34H111V32L112 31H108V29H110L111 30V28H112V25L111 24H107V25H105V23H107V22H104L105 20L103 19V20H101ZM107 20V19H106ZM85 21V22H86ZM88 21V22H89ZM97 21V22H98ZM102 21V22H101ZM94 23H96V21L94 20L93 21ZM92 22V23H93ZM103 24H102V26H103ZM109 25V26H108ZM73 25H70V27H72ZM184 27V28H183ZM71 29H74L75 30V28H74V26L71 28ZM183 29V30H182ZM179 30H182V31H180L179 32ZM102 31V32H103ZM105 31H106V34H105ZM108 31V32H107ZM164 31V32H163ZM169 31V32H168ZM178 31V32H177ZM75 32H76V34H75ZM188 32V33H187ZM72 33V34H71ZM108 33H110V35L108 36L107 34ZM151 34H152V32H150ZM165 33V34H164ZM168 33H169V35H168ZM73 34H75V35H73ZM160 34V35H159ZM163 34H164V36H163ZM167 34V35H166ZM182 34V35H181ZM189 34V35H188ZM71 35V36H70ZM114 35V36H113ZM112 38H111V37ZM147 36V37H146ZM181 36V38H178V37H180ZM184 36V37H183ZM68 37V38H67ZM74 37V38H73ZM75 37H77V40H76V38ZM141 37V38H142ZM165 37V38H164ZM190 37V36H189ZM106 38H107V40H106ZM114 38V39H113ZM162 38V39H161ZM185 39V41L183 40L182 41V39ZM116 39V40H115ZM157 39H159V40H157ZM180 39V40H179ZM74 42H73V41ZM82 40H83V42H82ZM164 40V41H163ZM167 40V41H166ZM172 40V41H171ZM62 41H64L65 43H67V45H66V48H65V46H64V42H62ZM69 41H71V44L69 43ZM85 41H86V43L88 44H86L85 43ZM112 41H114V43L112 42ZM118 41V42H117ZM122 41V40H121ZM177 41V42H176ZM77 42H78V44H77ZM169 42V45L167 44ZM180 42V43H179ZM184 42V43H183ZM186 42V43H185ZM64 43V44H63ZM83 45H82V44ZM89 43L90 44H92V46L94 47V46H97V44L96 43H98V46L101 48V49H103V52L105 53L104 55L106 56L107 55V52H108V50H109V52H110V54H109V52H108V55L105 57L104 55V57H105V59L106 60H104V62L106 61V63H104V62H102L101 60H99V61H97L96 63H94L92 66H94V65H96L97 63V65H98V67H102L101 68V70H103V73H106V72H108V75L110 74V77H113V79H115L116 77V83H118V84H115V81H114V85L113 84H111L110 86H111V89H110V86L108 85L109 83H111V82H108V81H110V77H108L106 74H104V76H107L104 80H103V78H104V76L103 77H99V78H102V80H103V83H104V85L106 86H104L103 85V87H100L101 89V91H103L104 89L103 88H105V92L103 91V93L105 94L106 92H107V94L109 93L108 91H110V95H109V97H111V98H109V97H106V96H108V95H106L105 94V97L104 98H101L100 100H99V103H100V106H103L101 109H99V110H97V108H100L99 107V105H97L98 104V99L96 100V98H95V96L93 97L92 95L91 96H89L88 98L86 97L85 98V96H84V98L85 99H83V96H77L78 94H75V92H72V91H74L75 89L73 88L74 86L73 85H75L76 83L75 82H79V83H77V84H82V85H84V83H82L83 82V80H84V78H85V80L86 81H84V82H86V84L84 85V86H86L87 87V81H89L88 79H89V76L91 75V80H92V74L94 75V73H95V71L96 70H94V68L93 67H89V66H86L85 67V65H83V66H81V65H79L80 63H78L80 60V58L79 57H82V54H83V50L85 49V50H89V49H91L92 48V46L91 45H89ZM102 43H104L103 45H102ZM116 43V44H115ZM120 43V42H119ZM178 43V44H177ZM215 43L216 42H214L213 43V46L216 48V50L218 49V50H220V52H222L223 50H225V52L226 51H228L229 53L231 52V53H235V52H233V48L231 47V51H230V46H228V48H226L227 47V45H223V44H221V45H219V47H218V44H216L215 45ZM63 44V45H62ZM82 45V47H79V46H81ZM106 44V45H105ZM157 44L156 45H154V47L155 46H157ZM174 44H177V45H174ZM181 44V45H180ZM73 45H77L76 46V48H75V46H73ZM79 45V46H78ZM85 45H86V47H85ZM180 45V46H179ZM212 45V44H211ZM210 45V46H211ZM70 46V49L68 48ZM88 46V47H87ZM163 46V47H164ZM212 46V47H213ZM225 46V47H224ZM74 47V51L73 50H71L72 48ZM83 47H85V48H83ZM91 47V48H90ZM121 47V48H120ZM181 47V48H180ZM183 47H185V49L183 48ZM78 48V49H77ZM81 48V49H80ZM120 48V49H119ZM157 48V49H156ZM165 48V47H164ZM178 48H180V49H178ZM183 48V49H182ZM211 48V47H210ZM214 48V49H215ZM69 51H68V50ZM104 49H107V52H106V50H104ZM111 49V50H110ZM155 49L156 50H159V47H155ZM212 50H213V48H211ZM62 50H63V52H62ZM159 50V51H160ZM180 50H181V52H183V51H185L184 53H182L181 54V52H180ZM216 50H214V51H216ZM234 51H236V50H234ZM254 50H251L250 52H249V54L251 53V52H253ZM78 52H80V55L78 54ZM179 52V53H178ZM191 52V53H190ZM57 53H61L60 54V56H59V54L57 55ZM62 53H64V54H62ZM82 53V54H81ZM121 54L122 55V57H120L121 55H117V54ZM175 53H177V55L175 54ZM230 53V54H231ZM150 54V53H149ZM190 55V56H188V55ZM63 55V56H62ZM78 55H79V57H78ZM144 55V56H143ZM60 57V58H57V57ZM69 56V57H68ZM110 56H113V57H110ZM118 58H117V57ZM145 56H146V58H145ZM149 56H152V57H149ZM160 58V59H155V58H158V57ZM164 56H165V58H164ZM211 56V55H210ZM56 57V58H55ZM116 57V58H115ZM142 57V58H141ZM153 57H155L154 59H155V61H156V64H157V61L159 60V61H161V64L159 65V67L160 68H155L156 66V64L155 65H153V66H155L154 68H155V71L154 70H150V68L149 67H151L152 66V62L154 61H152V59L151 58H153ZM174 57V58H173ZM62 58V59H61ZM107 58H109V59H107ZM114 58V59H113ZM139 58V59H138ZM150 58V59H149ZM162 58V59H161ZM168 58H170V59H168ZM55 59H59L58 61L57 60H55ZM75 59V60H74ZM163 59H164V62H162L163 61ZM167 59V62L165 61ZM192 59H193V61H192ZM109 60V61H108ZM111 60V61H110ZM114 62H113V61ZM118 62H117V61ZM132 60H133V62H134V60H135V62L133 63L132 62ZM150 60V61H149ZM195 60V61H194ZM62 61V62H61ZM120 61H121V63L122 62H125V64L124 63H122V64H124V66L120 63ZM139 61H141L142 63H140L139 64ZM146 61V62H145ZM190 61L192 62V64L190 63ZM253 62H251L250 63V67L254 70V73H255V71H257V72H259V73H257V74H260L261 72L264 74V66H261V65H259L258 64V61L256 62L255 60H252ZM61 62V63H60ZM74 62V63H73ZM111 62V63H110ZM149 62V63H148ZM102 63H104V64H102ZM113 63V64H112ZM115 63H117V64H115ZM120 63V64H119ZM151 63V64H150ZM160 63V62H159ZM254 63V64H253ZM150 64V65H149ZM165 64L166 65V67H164L163 65ZM171 64V65H170ZM199 65L198 67L197 66H195V65ZM76 65H78L77 67L79 68L80 66L82 67H80L79 69L76 67ZM111 65L113 66V67H111ZM119 65V66H118ZM120 65H121V67H120ZM125 65L127 66V67H125ZM144 65H146V67H148V68H145L144 67ZM168 65V66H167ZM170 65V66H169ZM175 65V66H174ZM224 65V64H223ZM254 67H253V66ZM74 66V67H73ZM107 68H106V67ZM117 66H118V68H117ZM140 66H142V67H140ZM158 66V65H157ZM164 67V68H162V67ZM193 66V67H192ZM201 66V67H200ZM83 67H85L84 68V70L86 71L88 68L87 67H89V69L87 70V72H89V70H90V73H88L87 74V72H83L85 75H81L80 73V75H81V77L82 76H84V77H79L80 75L78 74V71L79 72H81V71H84L83 70ZM97 67V66H96ZM171 68V70L173 71V73H171V71H170V68ZM248 67H249V65H248ZM247 67V68H248ZM250 67H249V69H250ZM55 68H56V70H55ZM68 68L70 69L69 71H68ZM76 68H77V71H76ZM90 68H92V69H90ZM120 68V69H119ZM124 68V69H123ZM145 68V70H146V72H145V70H143ZM153 68V69H154ZM173 68V69H172ZM177 68V69H176ZM224 68L226 69V70H224ZM63 69V70H62ZM65 69V70H64ZM81 69V70H80ZM112 69V70H111ZM121 70L122 72H124V73H120L121 71H119V70ZM165 69V70H164ZM168 69V70H167ZM174 69H176V70H174ZM193 69V70H192ZM196 69V70H195ZM205 69V70H204ZM220 70V71H218L217 72V70ZM55 70V71H54ZM66 70H67V72H66ZM72 70H73V72H74V74L72 73ZM92 70H94V72H92ZM97 70L98 71H96V72H99V68H97ZM116 70H118L119 71V73H120V75L117 73V71ZM143 70V71H142ZM162 70H164V72L165 73H163L162 72ZM166 70H167V73H166ZM180 70V71H179ZM205 72H204V71ZM251 70V69H250ZM249 70V71H250ZM76 71V72H75ZM114 73H113V72ZM169 71H170V73H169ZM179 71V72H178ZM234 71V72H233ZM62 72H66V75L64 74V73H62ZM69 72V73H68ZM126 72V73H125ZM152 72H154V74L155 75H157L154 79L156 80L157 79V82L154 80V79H151V78H153V76H152ZM177 72V73H176ZM252 72V71H251ZM59 73V74H58ZM72 74L71 76L70 75H68V74ZM77 73V74H76ZM82 73V74H83ZM102 73V72H101ZM100 72H99V74L97 73V76L99 75H101L102 76V74H101ZM132 73V74H131ZM170 75H169V74ZM180 73H182V75H180ZM261 73V75H263ZM46 74V73H45ZM62 74V75H61ZM124 74V76H121V75H123ZM130 74H131V76H133V77H131L130 76ZM135 74V75H134ZM137 74V75H136ZM151 74V75H150ZM153 74V75H154ZM159 74V75H158ZM162 74H164V76H161ZM177 74H179V75H177ZM185 74V75H184ZM187 74V75H186ZM209 74V75H208ZM233 74V75H232ZM44 75V74H43ZM51 75H53V76H51ZM57 77H56V76ZM77 75V76H76ZM79 75V76H78ZM89 75V76H88ZM130 77H129V76ZM147 75V76H146ZM193 75V76H192ZM64 76H66V77H64ZM85 76H88V77H85ZM95 77H97L96 75H94ZM93 76V77H94ZM147 78H146V77ZM152 76V77H151ZM159 76H161V77H163V79H164V82L161 80V79H159ZM181 76H183V77H181ZM221 76V77H220ZM228 76H230V77H232L231 78V80L228 82V80L227 79H230ZM235 76V77H234ZM54 77V78H53ZM61 77V78H60ZM71 77L72 78H76V80L75 79H73L72 81H71ZM77 77H79V79H77ZM137 77V78H136ZM171 77H170V79H171ZM193 77H196V78H193ZM57 78V79H56ZM80 78H81V80H80ZM130 78H132V80H130V81H128ZM174 78V77H173ZM172 78V79H173ZM176 78V77H175ZM179 78H177V79H179ZM189 78H187V79H189ZM83 79V80H82ZM106 79H107V81H106ZM124 79V80H123ZM145 79H148V81L147 80H145ZM158 79L159 80H161L162 82H160V83H162L163 85H165L164 86V88H162V87H160L161 85L158 83L159 81H158ZM177 79H176V81H177ZM180 79V80H181ZM183 79H182V81H183ZM186 79V80H187ZM212 79H214V81H212ZM60 80V81H59ZM66 80H68L69 81V83L68 82H66ZM74 80H75V82H74ZM78 80H80V81H78ZM112 80V79H111ZM152 80H154L156 83H157V85H155L154 84V86L152 85L153 84V82L154 81H152ZM169 80V79H168ZM197 80H196V82H197ZM70 81H71V83L72 84H70ZM112 81V82H113ZM123 81H125L126 83H127V89H128V87H129V90L130 91H128L127 89L125 90V87H124V85H126V83H124ZM137 81V82H136ZM170 81H174V79L173 80H169V82ZM188 81V80H187ZM219 81V80H218ZM220 81H221V79H220ZM53 82L51 81V83L53 84ZM58 82V83H57ZM90 82H92V81H90ZM102 82V81H101ZM107 82V83H106ZM120 82H122V83H120ZM128 82H129V84H130V82H131V84L130 85H128ZM135 82V83H134ZM146 82V83H145ZM150 82V83H149ZM166 82H168V81H166ZM168 82V83H169ZM171 82V83H172ZM184 82H185V80H184ZM189 82V81H188ZM193 82H192V84H193ZM231 82V87H229L230 86V83ZM13 83V84H12ZM63 83V84H62ZM73 83H75V84H73ZM102 83V84H103ZM123 83H124V85H123ZM170 83V84H171ZM214 83H216V82H214ZM62 86H61V85ZM65 84V85H64ZM91 85H92V83H90ZM146 84V85H145ZM150 86H149V85ZM197 84H199V83H197ZM216 84H219V83H216ZM223 84V85H222ZM225 84V85H224ZM228 84V85H227ZM232 84H233V88H232ZM68 85V86H67ZM71 85V86H70ZM91 85H88V88H90V87H93V86H91ZM122 85V87H120ZM159 85V86H158ZM162 85V86H163ZM168 87H167V86ZM193 85H195V84H193ZM207 85V84H206ZM216 86L215 88H213V86ZM99 86H101V85H98V87ZM109 86V87H108ZM112 86H115V87H112ZM131 86V87H130ZM149 86V87H148ZM155 86H157V87H155ZM198 86V85H197ZM209 86V85H208ZM207 86V87H208ZM217 86H219V87H217ZM223 86V87H222ZM224 86H226V88L224 87ZM70 87V88H69ZM74 89V90H72V88ZM148 87V88H147ZM153 87H155L154 89H153ZM221 87V88H220ZM14 88V89H13ZM16 88H17V90H16ZM66 88V89H65ZM68 88V89H67ZM218 88V89H217ZM231 88V89H230ZM165 89V90H166ZM213 89H214V91H213ZM215 89H217V90H215ZM221 89V90H220ZM225 89V90H224ZM107 90V91H106ZM114 90H116V91H114ZM122 90V91H121ZM159 90V91H160ZM161 90V91H162ZM228 90H230V91H228ZM70 91V92H69ZM120 91V92H119ZM124 91V92H123ZM125 91H126V93H125ZM127 91H128V93H127ZM133 91V92H132ZM130 92V93H129ZM158 91H156V93H157ZM229 92V93H228ZM77 93V92H76ZM121 93H122V95H121ZM211 93V94H210ZM233 93V94H234ZM19 94V95H18ZM69 94H71V96H72V98H71V96H69ZM121 95V96H119V95ZM123 94H125V95H123ZM209 94V95H208ZM75 95V96H74ZM181 95H183V96H181ZM195 95V96H194ZM204 95V96H203ZM228 95H232L231 97V99H230V96H229V98H228ZM21 96V97H20ZM88 96V95H87ZM115 96H117V97H115ZM119 96V97H118ZM125 96V97H124ZM133 96V97H132ZM170 96H171V98H170ZM176 96V97H175ZM187 96V95H186ZM249 96V97H248ZM251 96V97H250ZM260 98H259V97ZM59 97H60V99H59ZM79 97H81V98H79ZM92 97V98H91ZM113 97V98H112ZM178 97V99H176ZM205 97H207V98H205ZM254 97H256V98H254ZM3 98V99H2ZM20 98H21V100H20ZM69 98H70V100H69ZM89 98H90V100H89ZM109 98V99H108ZM155 98H156V100H155ZM192 98L194 99V100H192ZM243 98V99H242ZM248 98V99H247ZM65 101H64V100ZM81 99H82V101H81ZM103 99V100H102ZM106 101H105V100ZM186 99H188V100H186ZM246 99H247V101H246ZM53 100H56V101H54L53 102ZM74 100H76L77 102L75 103V101ZM92 100V101H91ZM93 100H95L96 101V103H94V101ZM129 100V101H128ZM179 100H180V102H179ZM186 100V101H185ZM201 100V101H200ZM231 100V101H230ZM242 100V102H238V101H241ZM243 100H245V101H243ZM23 101H25V103H23ZM60 101V102H59ZM71 103H70V102ZM80 101H81V103H80ZM84 101L85 102H89V103H85L87 106H90L91 104H93V106H97L96 108H91V106L90 107H88V109H87V107H86V105L84 104ZM166 101H167V103H166ZM191 101H193L192 103H191ZM196 101V102H195ZM232 101H234V102H232ZM62 102H64V103H62ZM93 102V103H92ZM101 102H103V103H105L104 105H102L103 103H101ZM177 102V103H176ZM181 102H182V104H181ZM184 102H187V103H184ZM237 102L238 103H240V104H237ZM25 104V106H23L22 108H21V110H20V106H21V104ZM27 103V104H26ZM58 103H62L61 105L60 104H58ZM91 103V104H90ZM130 103V104H129ZM232 103V104H231ZM248 105H247V104ZM3 104V105H2ZM22 104V105H23ZM57 104V105H56ZM70 104V105H69ZM76 104H77V106H76ZM83 104V105H82ZM89 104V105H88ZM131 104L134 106H131ZM135 104V105H134ZM157 104V103H156ZM163 104V105H164ZM169 104H168V106H169ZM177 104H178V106H177ZM191 104V105H190ZM233 104H234V107H233ZM246 105V106H244V105ZM27 105H28V107L29 108H27ZM32 105V106H31ZM106 105V106H105ZM158 104L156 105V109H155V114H154V116L153 117H158V116H156L157 114L156 113H158V115H160L159 117H161L162 115H164V113H163V111H158V110H161L160 108H162V107H160ZM176 105V107H178L177 109H174L175 106ZM193 105H195V106H193ZM231 105V106H230ZM237 105V106H236ZM244 106V107H246V108H248L249 109V111L247 112V109L246 108H244V107H242V106ZM36 108H35V107ZM57 106H59V107H57ZM61 106V107H60ZM83 106H85L86 108H84ZM105 106V107H104ZM125 106V107H124ZM163 107V109L162 110H164L165 111V109H166V107ZM248 106H250V107H248ZM34 107V108H33ZM65 108L64 110H62V108ZM81 107L83 108V109H81ZM159 107V108H158ZM170 107V106H169ZM169 107H167L168 109H169ZM193 107H195L196 109H192ZM233 107V108H232ZM239 107H241L242 108V110H239V109H241V108H239ZM256 107V108H255ZM262 107V108H261ZM58 108V109H57ZM59 108H60V110H61V112H59L60 110H59ZM76 108V109H75ZM158 108V109H157ZM165 108V109H164ZM237 108V109H236ZM252 108H255V109H252ZM259 108V109H258ZM261 108V109H260ZM37 111H36V110ZM71 109H73V110H71ZM86 109V110H85ZM90 109H95L94 111H93V113L92 112H90L89 113V111H90ZM238 111L239 112V118L237 117L238 115L236 114V111ZM68 112H67V111ZM81 110V111H80ZM83 110V111H82ZM102 110H104L103 112L104 113H101V111ZM244 110V111H243ZM251 110H253V112L255 111V113H256V111L258 112V114H256V115H258L256 118H255V113H253V115L251 114L252 112H251ZM260 110H262V111H260ZM40 111V112H39ZM75 111V113H73ZM87 111V112H86ZM92 111V110H91ZM129 110H127V112H128ZM135 111H138L137 109L135 110ZM167 111V110H166ZM169 111H170V109H169ZM168 111V112H169ZM170 111V112H171ZM260 111V112H259ZM63 112V113H62ZM72 112V113H71ZM84 112V113H83ZM95 112H96V114H97V116L95 115ZM161 112V113H160ZM235 112V113H234ZM247 113V114H249L250 112V114L252 115H250L249 114V116H250V120H246L245 119V117H243L244 115H243V113ZM5 113H7L6 115H5ZM65 113H67V114H65ZM71 113V114H70ZM160 113V114H159ZM167 112H165V114H166ZM174 113H172V114H174ZM210 113V114H209ZM242 113V114H241ZM259 113H261V114H259ZM263 113V114H262ZM18 114V115H17ZM20 114V115H19ZM40 114V115H39ZM42 114V115H41ZM60 114V116H58ZM63 114H64V116H63ZM88 114H89V116H88ZM102 114V115H101ZM137 114H138V116H137ZM169 114H171V113H169ZM234 114H236V115H234ZM40 116V118H39V116ZM66 115H72L71 116V118L73 119V120H71L70 119V116H67L66 117ZM93 115H95V116H93ZM99 115V116H98ZM127 115V114H126ZM233 115V116H232ZM243 115V116H242ZM77 118H76V117ZM93 116V117H92ZM102 116V117H101ZM215 116H218V117H220V118H218V117H216L215 118ZM61 117H63V118H61ZM66 117V118H65ZM68 117H69V119H70V121H68L69 119H68ZM95 117V118H94ZM98 117V119H96ZM152 117V119H155V118H153ZM158 117V118H159ZM230 117V118H229ZM236 117V118H235ZM252 117V118H251ZM260 117V118H259ZM263 117V118H262ZM62 119V120H59V119ZM76 118V119H75ZM101 118V119H100ZM208 118V119H209ZM225 118V119H224ZM229 118V119H228ZM253 118H254V120L257 122H255L254 120H253ZM20 119V120H19ZM55 119H57V120H55ZM63 119H66L65 121H64V123H63ZM92 119V120H91ZM97 122V121H101V120H103V121H99L98 123H96V124H99L98 126H100L99 128H93V127H95V126H93V124H95V121ZM151 119V122L153 121ZM204 119V120H205ZM234 119V120H233ZM259 119V120H258ZM260 119H262L261 121H260ZM127 120V121H126ZM136 120H138V122L136 121ZM140 120V121H139ZM226 120V121H225ZM242 120V121H241ZM245 121V123H244V121ZM24 121H26V122H28L29 123V125H28V123H25ZM56 121V122H55ZM61 123H60V122ZM92 121H94V122H92ZM126 121V122H125ZM142 121V122H141ZM241 121V122H240ZM248 121V122H247ZM251 121H252V124H251ZM57 122H59L60 124H62V125H60L59 123H57ZM65 122H66V124H67V122H69V124L71 125V127H69L68 125H66L65 124ZM88 122V123H87ZM120 122V123H119ZM128 122H129V125H128ZM230 122V123H229ZM250 122V123H249ZM253 122H254V124H257L256 125V128H255V125L253 124ZM260 122V123H259ZM26 125H25V124ZM78 123V124H77ZM100 123H102V124H100ZM143 123V124H142ZM234 123V124H233ZM237 123V124H236ZM259 123V124H258ZM16 124V126H14ZM17 124L18 125H20L19 127H17ZM22 124V125H21ZM75 124H77V125H75ZM122 124V125H121ZM137 124V125H136ZM142 124V125H141ZM231 124V125H230ZM12 127H11V126ZM25 125V127H23L22 128V126H24ZM57 125V126H56ZM59 125V126H58ZM75 125V126H74ZM86 125L89 127V129L86 127ZM101 125H102V127H101ZM104 125V126H103ZM131 125V126H130ZM141 125V126H140ZM247 125H249V126H247ZM260 126V129L258 130V128H259V126ZM29 126V127H28ZM73 126V127H72ZM84 126V127H83ZM121 126H123V127H121ZM129 126H130V128L132 127V129H130V131H129ZM138 126H139V129H138ZM199 126V124L196 126H194L192 129H191V132H193L194 131V135H192L191 134V136L193 137L194 136V140H195V143H194V146L198 149V150H201V152H202V154H205L206 156H204V157H207V158H204L205 159V162L208 164L209 162L208 161H211L208 165H209V167H211L212 169L214 168V170H223V169H226V165H225V159H224V153L219 149V147H218V145H217V143H216V141H215V139H214V135H213V133L211 132V131H209V130H206L203 126H201V130H200V126ZM238 126V127H237ZM13 127H15V128H13ZM30 127H32V128H30ZM61 128L62 129V134L64 133H67V134H70V135H72V137H69L70 135H62L63 137H65V138H62V140H61V143H63V144H66V145H71L72 144V146H73V144H74V146H73V148L75 149V147L77 146V145H81L80 146V148H79V150H81L80 151V153H81V155H84V156H94V159H93V161H92V163L90 164V166H88V167H85L86 169V172H87V174H85L84 173V171H83V166L81 167L80 165H78L77 167L79 168V169H77V170H79L80 171V167L82 168V171H78L79 172V175H80V173L82 174V175H84V177L83 176H81V177H83L82 179H83V181H85V183L86 184H84V182H83V184H81L80 183V185H79V183H76V182H74L75 183V186H74V183H72V181H74L75 179L73 178L74 176H75V178L77 179V180H75V181H78L79 182V179H80V182H81V178H80V176H76V175H78V174H73V175H71V174H68V173H76L77 172V170H76V165H75V167H74V164L75 163H73L75 160H73V162H72V167L75 169V172H73L74 170L72 169V167L71 168H68L69 166L68 165H66V166H68V167H66L65 166V169H61L59 172H57L56 173V171L54 170L55 168H54V166L52 165V167L50 166L51 164H52V161H51V157H50V155H49V152H48V145L54 140V139H56V135L54 136V134L56 133V129L57 128ZM64 127H66V128H74L75 127V131L74 130H71V131H68L69 129H66L67 131H65L64 129ZM104 127V128H103ZM117 127V128H116ZM119 127V128H118ZM136 127V128H135ZM252 127H254V128H252ZM17 128V129H16ZM25 128H27V129H25ZM77 128V129H76ZM80 128V129H79ZM87 128V129H86ZM92 128L94 129L93 131L94 132H92L91 130H92ZM101 128H103V131L101 132ZM108 128V129H107ZM115 128V129H114ZM135 128V129H134ZM196 128V129H195ZM233 128V129H232ZM234 128H238L237 129V131H236V129H234ZM30 129L32 130V131H30ZM35 129H37L36 131H35ZM105 129V130H104ZM122 129V130H121ZM252 129V130H251ZM254 129V130H253ZM258 131H257V130ZM27 130H28V132H29V134H27L28 132H27ZM34 130V131H33ZM55 130V131H54ZM83 130H84V132L85 131H87V130H90V131H88V133H84L83 132ZM95 130H96V132L97 133H95ZM98 130H99V133H98ZM121 130V131H120ZM137 130V131H136ZM142 130V129H141ZM229 130H230V132H229ZM248 130H251L250 131V133H248L249 131ZM64 131V132H63ZM73 131L76 133H74V134H72L73 133ZM108 131V132H107ZM113 131H114V133L116 132V131H120L121 133H118V132H116L117 134H112L113 133ZM134 131V132H133ZM222 131H224V132H222ZM234 131V132H233ZM253 131H255V132H253ZM261 131V132H260ZM27 132V133H26ZM32 132V133H31ZM53 132V133H52ZM68 132H70V133H68ZM82 132V135L80 134ZM92 132V133H94L95 135L93 136V135H91L90 133ZM105 132H107V134H104ZM132 133V135H130L129 133ZM210 132V133H209ZM258 132H260V135H259V133ZM83 133H84V135H85V137H84V135H83ZM110 133V134H109ZM127 133L129 134V135H127ZM135 133V134H134ZM223 134V136H222V134ZM225 133V134H224ZM234 133V134H233ZM236 133H238L237 135H236ZM252 133H256V136L257 135H259V136H261V137H255V139L257 138V141H255V139L253 138V135H252ZM81 135V136H83V137H80L79 138V136L77 137V135ZM86 134H89V135H86ZM96 134L98 135V136H96ZM101 134V135H100ZM117 135V136H112V135ZM134 134V135H133ZM209 134V135H208ZM243 134H245L244 135V137H243ZM31 135V136H30ZM73 135L77 138H74L73 137ZM104 135V136H103ZM107 135V136H106ZM109 135V136H108ZM234 137H233V136ZM236 135V136H235ZM249 135V136H248ZM252 135V139L250 140V136ZM68 136V137H67ZM87 136V137H86ZM27 137V138H26ZM37 137V138H36ZM90 137V141L92 140V146H94L95 147V152H93L92 150H89V148L91 147L90 146V144L89 145H86L87 147V149H88V151H87V149L85 150L84 149V147L83 146H85V144H87V142L85 143V139H87V138H89ZM98 137H100V138H98ZM104 137V138H103ZM108 137V139L110 138V139H113V140H108V139H106ZM121 137V138H120ZM198 137H200V138H198ZM205 137V138H204ZM233 137V138H232ZM243 137V138H242ZM31 138V139H30ZM69 138V139H68ZM72 138L74 139V140H72ZM96 138V139H95ZM128 138V139H127ZM230 140H229V139ZM245 138V139H244ZM41 139V140H40ZM99 139H101V140H99ZM104 139V140H103ZM105 139H106V141H105ZM132 139V140H131ZM203 139V140H202ZM205 139H207L206 140V142H205ZM214 139V141H211V140H213ZM226 139V140H225ZM243 139H244V141H243ZM247 139V140H246ZM33 141V142H29V141ZM37 140H39V141H37ZM63 140H64V142H66V143H64L63 142ZM70 142H68V141ZM77 140H79V141H77ZM95 140H97V142L95 141ZM99 140V141H98ZM134 140V141H133ZM137 140V139H136ZM198 140H200V141H198ZM255 141V143H253L254 141ZM263 140V141H262ZM87 141H89L88 139H87ZM101 141H102V143H101ZM128 141H126V142H128ZM133 141V142H132ZM210 141V145H208V142ZM233 141V142H232ZM248 141V143H246L247 144V146L249 147H247L246 146V144L245 145H243V143H245V142H247ZM249 141H251V142H249ZM7 142V143H6ZM125 142V143H126ZM198 142V143H197ZM203 142H204V144H203ZM212 142H214L213 144V146H212ZM231 142V143H230ZM79 143V144H78ZM81 143V144H80ZM85 143V144H84ZM95 143H97V144H95ZM202 143V144H201ZM242 143V144H241ZM3 144H1L0 143V145H3ZM77 144V145H76ZM198 145V146H196V145ZM208 146H207V145ZM237 144H240L239 146L237 145ZM249 144V145H248ZM251 144V145H250ZM252 144H254V145H252ZM83 145V146H82ZM99 145H101L102 147H99ZM200 145V146H199ZM202 145V146H201ZM241 145H243V147L244 148H246L245 150H243L244 148L243 147H241ZM7 146V147H6ZM10 146V147H9ZM89 146V147H88ZM205 146H207L206 148H205ZM200 147V148H199ZM214 147V148H213ZM239 147H241V148H239ZM252 147V148H251ZM77 148V147H76ZM83 148V149H82ZM93 148V147H92ZM243 148V149H242ZM112 149V150H111ZM118 149H119V147H118ZM121 149H122V151H121ZM137 148H134V149H131L132 151H137L136 150ZM206 149H208V150H206ZM237 149V150H238ZM250 149H251V152H250ZM85 150V151H84ZM107 150V151H106ZM124 150V151H123ZM130 149H129V151H131ZM142 150V151H141ZM238 150V151H239ZM48 152V153H47ZM89 152L90 153H92L91 155L89 154ZM119 154H118V153ZM122 152V153H121ZM124 152H126V153H124ZM127 152H128V154H127ZM204 152V153H203ZM220 152H222V153H220ZM249 152H250V154H249ZM263 152V153H262ZM83 153V154H82ZM126 154L125 156L124 155H122V154ZM134 154L133 155V157L136 155V154H139V156L140 157H136L135 156V161L137 162V160L136 159H138V162L137 163H135V164H137V165H134V163H133V165L135 166H133L132 165V162L134 161V159L132 158V154ZM253 153V155H251ZM255 153V154H254ZM6 154V155H5ZM88 154V155H87ZM117 154V155H116ZM131 156H130V155ZM104 155V156H103ZM116 155V156H115ZM128 155V156H127ZM143 155V154H142ZM223 155V156H222ZM250 155V156H249ZM257 155H259V157L257 156ZM261 155V156H260ZM119 156V157H118ZM131 158H130V157ZM252 156V157H251ZM257 157V159H256V157ZM223 157V158H222ZM6 158V159H5ZM122 158L124 159V162H123V160H122ZM255 158V159H254ZM49 159V160H48ZM99 159V160H98ZM121 159V161L123 162V164H124V166L123 167H125L126 165V169L124 170L123 169V167H122V165L120 164V163H122L121 161H119ZM128 159L129 161H126V160ZM131 159L133 160L132 162H131V164L130 163H128V164H126V162H130L131 161ZM260 159V160H259ZM246 160H244L245 162H246ZM264 160V157L262 158V160L261 161H263ZM4 161V162H3ZM70 161V160H69ZM69 161L67 162V164L69 163ZM134 161V162H135ZM160 161H161V164L163 165V166H166V167H163L162 168V165L160 164ZM71 162V161H70ZM157 162V163H156ZM77 163V162H76ZM141 163V164H140ZM144 163V162H143ZM147 163V162H146ZM224 163V164H223ZM4 164V165H3ZM130 164V165H129ZM139 164L141 165V166H139ZM145 164V163H144ZM7 165H9V166H7ZM148 165H149V163H148ZM156 165H159V166H157V168L159 167V169H155V166ZM222 165H224V166H222ZM119 166H120V168H119ZM128 166H130V167H128ZM2 167H6L5 169H3ZM14 167V168H13ZM17 167V168H16ZM150 167H154V169L155 170H157V171H155L154 169H153V171H151L152 169H148V168ZM221 167V168H220ZM224 167V168H223ZM11 168V169H10ZM119 168V169H118ZM122 168V169H121ZM131 168V169H130ZM219 168V169H218ZM6 169H10V170H6ZM53 169V170H52ZM66 169H68V170H71L70 172H68V170H66ZM5 170V171H4ZM16 170V171H15ZM73 170V171H72ZM4 171V172H3ZM9 173H8V172ZM13 171V172H12ZM148 171V172H147ZM1 172H3V175L4 176H2L1 175ZM5 172H7V173H5ZM53 172V173H52ZM124 172V173H123ZM151 172V173H150ZM147 173H150V174H148V176L146 175L145 176V174H147ZM12 174V175H11ZM56 174L58 175V176H56ZM64 174V173H63ZM63 174L61 175V177L63 176ZM10 175V176H9ZM66 175V176H67ZM86 175H88V176H86ZM143 175V176H142ZM11 176H12V178L14 177V179L21 185V188H19L20 189V191L22 192V194H23V189L26 191V192H28V197H26V196H24V195H22L21 194V198H22V196H23V198L21 199L18 195L19 194H17L16 192H18V191H16L15 192V190L17 189L18 190V188L17 187H19L18 185H14V184H11ZM66 176H64V178H67L68 179V177H66ZM89 176H91V177H89ZM145 176V177H144ZM17 177V178H16ZM54 177V178H53ZM70 177H69V179H70ZM143 177V178H142ZM11 178V179H10ZM41 178V179H40ZM102 178H104V180H101ZM45 179H46V181H45ZM49 179H50V181H49ZM74 179V180H73ZM87 179V180H88ZM91 179V180H90ZM100 179V180H99ZM42 180V181H41ZM62 181H64L65 182V180L66 179H64L63 180V178L61 179ZM105 180H108L106 183H108L107 185H106V183H105ZM41 181V182H40ZM61 181V183L60 182H57V183H60L59 185L60 186H57L59 189L58 190H56L55 189V192H62V191H66V190H68L69 188H66V186H64L65 185V183L64 182H62ZM132 181H134V182H132ZM13 182V181H12ZM16 182V183H17ZM44 184H43V183ZM46 182V183H45ZM88 182V183H87ZM140 182V183H139ZM14 183H15V181H14ZM38 183V184H37ZM67 183V181H66V184L69 186V184ZM110 183V184H109ZM132 183V184H131ZM4 184V185H3ZM8 184V185H7ZM9 184H10V186H9ZM36 184V185H35ZM53 184V186H52V188H56V186ZM62 184H64L63 186L65 187H63L62 186ZM138 184V185H137ZM11 185H14L15 186V188H12L11 187ZM52 185V184H51ZM87 186L86 188L87 189H85V190H89L90 191V189H91V187L90 186ZM133 185H135V186H133ZM33 186V187H32ZM48 186V187H47ZM100 186V187H101ZM110 187V188H113V187ZM128 186H129V188H128ZM131 186V187H130ZM138 186V187H137ZM4 187V188H3ZM32 187V188H31ZM40 187V188H39ZM45 187H47L48 189H46ZM50 187V188H49ZM90 187V188H89ZM23 188V189H22ZM36 190H35V189ZM38 188V189H37ZM126 188H128V189H126ZM131 188V189H130ZM140 188V189H139ZM30 189V190H29ZM50 189V190H49ZM62 189H64V190H62ZM71 189H69V190H71ZM114 189H113V192H114ZM14 190V191H13ZM34 190V191H33ZM44 190H48V191H45V192H43ZM111 190V189H110ZM123 190V191H122ZM33 191V192H32ZM38 191V193H40L41 192V194L39 195V194H37V193H35V192H37ZM26 192H24V194L26 193ZM47 192V193H46ZM50 192V193H51ZM131 192V191H130ZM20 193V192H19ZM33 193H35V194H33ZM44 193H46V194H44ZM54 193V192H53ZM114 193H117V192H114ZM16 194H17V196H16ZM43 194V195H42ZM118 194V193H117ZM27 195V194H26ZM4 196V197H3ZM44 196H43V198H44ZM15 197H17V198H15ZM11 198V200H12V198H13V200H17L16 201V203L14 202V201H11V200H9L10 202H14L15 204H16V206L15 207H13V206H11L12 207V209L10 208V202L9 203H6V202H8V199H10ZM19 198L23 201V200H25V201H23V204L20 202V200H19ZM34 198V197H33ZM42 198V199H43ZM19 200V201H18ZM31 200V199H30ZM17 202H18V204H17ZM25 202V203H24ZM30 202V201H29ZM29 202H27V204H29ZM19 203H21V204H19ZM26 204V205H27ZM4 205V206H3ZM18 208V209H19ZM232 254H234L235 256H233V257H235V258H238L237 260H239L238 262L240 263V261H242L241 259H243V258H241L242 256L241 255H238V253H236V252H233V253H231V255ZM237 254V255H236ZM240 257V258H239ZM203 261H205L206 262V260H203ZM203 261H202V264H204L203 263ZM208 261V260H207ZM244 261H245V258H244ZM247 261V260H246ZM209 263H207L206 262V264H210V261H208ZM243 263V262H242ZM245 263V262H244ZM243 263V264H244ZM201 264V263H200ZM246 264V263H245Z\"/></svg>",
  "mask_w": 264,
  "mask_h": 264
},
{
  "label": "clouds",
  "instance_id": "9594fccd",
  "mask_svg": "<svg viewBox=\"0 0 264 264\" xmlns=\"http://www.w3.org/2000/svg\"><path fill=\"white\" fill-rule=\"evenodd\" d=\"M258 7L264 11V0H259ZM152 101V92L151 86L148 93L141 95L138 100H134L133 102L139 107V116L140 120H150L155 114L156 103L150 102ZM169 103H172L169 100ZM127 107L124 109V114H122L119 118V121L122 123L127 114ZM7 113H5L6 115ZM13 135L11 130L8 127L7 120L4 116H0V137H8ZM56 139H54L48 145V152L51 157L52 164L57 172L61 169L65 168L67 162L71 160H75L78 165L83 167H88L92 163L94 156H84L81 155L79 148H73L72 145H66L61 143L62 140V129H56ZM92 151L95 152V147L92 148Z\"/></svg>",
  "mask_w": 264,
  "mask_h": 264
}]
</instances>
